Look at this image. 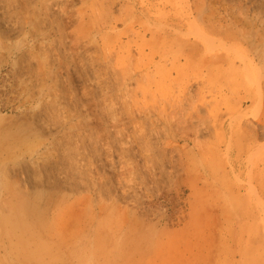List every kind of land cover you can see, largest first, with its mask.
<instances>
[{
	"label": "rangeland",
	"instance_id": "obj_1",
	"mask_svg": "<svg viewBox=\"0 0 264 264\" xmlns=\"http://www.w3.org/2000/svg\"><path fill=\"white\" fill-rule=\"evenodd\" d=\"M0 264H264V0H0Z\"/></svg>",
	"mask_w": 264,
	"mask_h": 264
}]
</instances>
